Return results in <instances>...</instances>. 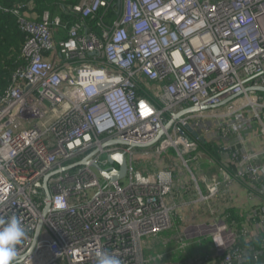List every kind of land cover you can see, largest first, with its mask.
Returning <instances> with one entry per match:
<instances>
[{
	"label": "built area",
	"instance_id": "2783aa9c",
	"mask_svg": "<svg viewBox=\"0 0 264 264\" xmlns=\"http://www.w3.org/2000/svg\"><path fill=\"white\" fill-rule=\"evenodd\" d=\"M111 1L65 5L80 18L68 27L59 14L27 20V4L0 5L27 35L24 64L0 96V220L16 216L25 227L17 264H97L99 251L148 264L143 240L173 228L176 177L170 165L144 175L134 166L139 149L152 159L175 152L199 193L183 205L208 203L238 180L264 196V147L246 149L235 141L240 125H231L249 114L264 141V0ZM108 8L115 17L106 20ZM99 13L94 31L83 25ZM191 108L199 109L165 129ZM210 122L225 166L199 177L201 193L191 165L216 164L199 150ZM115 154L125 156L126 181H105L93 167H114ZM255 221L264 226V213L234 223L229 245L226 222L212 227L213 246L223 249L214 264H264L244 245L242 226Z\"/></svg>",
	"mask_w": 264,
	"mask_h": 264
},
{
	"label": "crops",
	"instance_id": "0c3cea01",
	"mask_svg": "<svg viewBox=\"0 0 264 264\" xmlns=\"http://www.w3.org/2000/svg\"><path fill=\"white\" fill-rule=\"evenodd\" d=\"M30 18L40 20L41 15L32 13ZM59 61H61V58L57 56L56 62L59 63ZM236 124L240 125V135H236V142H242L246 149L250 150H260L264 147V141L256 136L257 124L249 114L234 117L231 125ZM208 125L209 131L205 134L199 150L202 151L203 155H205L204 152L211 155L216 164L212 166L206 159L199 158L197 163L191 165V169L198 179L201 193H205V188L199 177L210 174H213V176L218 175L219 169L225 166L222 157L218 153L219 140L214 131L215 124L210 122ZM173 153L174 157L172 158L165 156L161 159H152L143 156L145 165L141 168L137 167L136 160H134V166L144 175L153 176L157 171L170 165L176 177L173 196L168 199L170 205H175L172 218V223L173 221L177 222L175 223V230H173L175 232L170 236L160 234L157 240L150 238L143 240V257L144 248L147 247V252L153 248L159 251V262L155 261V264H214L215 259L222 255L223 249H216L213 246L210 233L212 227L219 221L226 222L227 231L224 236L227 245H229L232 238H234V223L241 224L250 214L264 213V196L259 191L253 194L247 188L245 182L238 180L232 182L228 187L221 185L219 194L208 203L183 205V203L198 199L199 193L193 191L189 175L183 171L180 159L175 152ZM188 188L190 191L186 190ZM211 210H213V213H211ZM257 221L253 225L245 222V225L242 226L249 234L248 243L244 244L245 248L259 247L258 244L264 238V226ZM181 243L185 244L186 247L181 248ZM258 249L260 251L255 253L262 255L264 259V246ZM259 261L264 262L260 256Z\"/></svg>",
	"mask_w": 264,
	"mask_h": 264
},
{
	"label": "trees",
	"instance_id": "16d2710c",
	"mask_svg": "<svg viewBox=\"0 0 264 264\" xmlns=\"http://www.w3.org/2000/svg\"><path fill=\"white\" fill-rule=\"evenodd\" d=\"M116 0H112L114 3ZM76 0H0V5L4 8L10 9L18 7L21 4H27L22 11V17L27 20L39 21L31 19L32 13L42 15L44 11L51 12L52 15L59 14L62 23L68 27L73 21H80L77 15H71L68 12H63V8L67 4H74ZM33 7V8H32ZM33 9L32 11L30 9ZM106 20L115 17L114 13L108 8L105 11ZM41 19V18H40ZM100 19V13L95 17H90L82 21L85 27L95 30ZM27 35L23 33L18 25L17 18L9 13L0 12V96L5 93L11 84L12 72L19 66L23 65L22 60V46L26 40ZM104 62V60H103ZM140 94L145 95L144 88L140 87ZM150 99V97H149ZM258 246H254L252 251L259 252ZM262 261V255L258 254ZM249 264H253L252 259H248Z\"/></svg>",
	"mask_w": 264,
	"mask_h": 264
},
{
	"label": "clouds",
	"instance_id": "9594fccd",
	"mask_svg": "<svg viewBox=\"0 0 264 264\" xmlns=\"http://www.w3.org/2000/svg\"><path fill=\"white\" fill-rule=\"evenodd\" d=\"M25 237V227L18 217L11 216L6 220H0V264H16L17 245ZM97 264H122V261L115 255L99 251L97 252Z\"/></svg>",
	"mask_w": 264,
	"mask_h": 264
},
{
	"label": "water",
	"instance_id": "95a60500",
	"mask_svg": "<svg viewBox=\"0 0 264 264\" xmlns=\"http://www.w3.org/2000/svg\"><path fill=\"white\" fill-rule=\"evenodd\" d=\"M198 109L199 108H191V109L183 111L179 114H176L173 117V119L169 123L166 124L165 129H168L170 127L172 121L176 120L177 118H179L184 113L195 112V111H198ZM186 130L189 131L193 137H197V133L195 131H193L190 127L187 126ZM160 136H161V134L159 135V137ZM136 147H139V146H136ZM108 162L111 165L117 164V168L110 167L108 170H101V169H99V167L96 164H93V167L95 169H97L98 171H100V174L105 181H108V182L121 181L126 176V173H127V162H126L125 156L122 154L111 155L108 157ZM46 180H47V178H45L44 184H45ZM47 197L49 199L48 194H47ZM40 229L41 228L39 227L37 235L39 234Z\"/></svg>",
	"mask_w": 264,
	"mask_h": 264
},
{
	"label": "rangeland",
	"instance_id": "374dc122",
	"mask_svg": "<svg viewBox=\"0 0 264 264\" xmlns=\"http://www.w3.org/2000/svg\"><path fill=\"white\" fill-rule=\"evenodd\" d=\"M263 97H264V95H263ZM136 151L137 152L134 155V158L133 159L136 160L137 167L138 168H141L142 166L145 165V160H144V158L142 156V150L139 149V150H136ZM166 156L169 157V158L174 157L173 151L172 150H169L167 152V155ZM150 160H152V159L150 158ZM114 167H117V164H114ZM123 180L126 181V178H124ZM175 223H177V222H174L173 221V228H172V230L162 233L163 236H170V235L174 234L175 231H173V230H175V227H176V224ZM158 255H159V251H157V249H154L153 248L151 251L147 252V247L144 248V258L148 262V264H155V261L159 262Z\"/></svg>",
	"mask_w": 264,
	"mask_h": 264
}]
</instances>
